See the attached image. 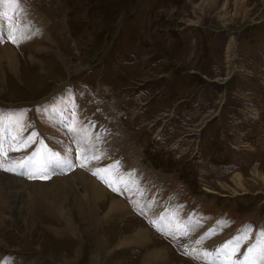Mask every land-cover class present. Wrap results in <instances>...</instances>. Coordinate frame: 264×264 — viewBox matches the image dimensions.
<instances>
[{"label":"rangeland","instance_id":"obj_1","mask_svg":"<svg viewBox=\"0 0 264 264\" xmlns=\"http://www.w3.org/2000/svg\"><path fill=\"white\" fill-rule=\"evenodd\" d=\"M75 134L92 143L87 167L111 144L124 160L129 149V166L168 181L169 199L118 216L109 196L75 206L71 188L50 213L51 176L85 172ZM72 146L79 165L67 176L30 174L31 160L40 168L50 148L65 159ZM0 164L15 169L0 168V264H238L253 240L248 264H264V0H0ZM178 189L191 199L183 206L215 213L200 243L163 228ZM226 244L220 258L194 250Z\"/></svg>","mask_w":264,"mask_h":264},{"label":"crops","instance_id":"obj_2","mask_svg":"<svg viewBox=\"0 0 264 264\" xmlns=\"http://www.w3.org/2000/svg\"><path fill=\"white\" fill-rule=\"evenodd\" d=\"M72 97L75 98L74 96H72ZM74 109L75 108L73 107L71 111L75 115ZM57 116H59V115H57ZM62 117L63 116L58 117L59 120L56 122V124H58L59 122L60 123L62 122V124H63ZM82 118L80 116H77L78 121L83 122V124H84L83 126H85V127L80 128V130H82L80 132H84L83 130L86 131V127H87L86 124L88 123L87 120L84 122ZM75 121L78 122L77 120H75V117H70L67 119V122L65 124L67 126V131L69 130V128L74 129V128H71L73 126L77 127L75 124ZM60 127H64V126H60ZM88 128L91 129V131H92L91 133L93 135L94 134H95V136L100 135L99 130L94 129L92 127H88ZM84 137L85 136L82 135V140H81V135L75 134V137H74V140H75L74 145L76 148H77V144L79 143L77 149L80 152L79 155H80V158H82V163L86 162L83 158L87 157L85 153L83 154V150H86L87 155L89 154V156L87 157V161H89L91 159V156L93 154L92 153V150H93L92 143H90V142L86 143L85 141H83ZM98 138H100V136H98ZM101 141L103 142V139H101ZM75 147L72 146V149ZM76 148H75V150H73V153H72V151L66 152V153H68L69 156H67V154L65 153V157H66L65 159L61 155L57 154L56 150L50 148V151H53L52 156L54 159H63L65 161V162L64 161L62 162L63 173H60L63 176H67L71 171L74 170V168H77L79 165L78 164L79 157H78V152H77ZM109 148H110V151L106 150L107 154H106L105 158L98 163V165L101 164V166L95 170L92 169V167L95 165V162H97L96 160H94V164L91 165L92 167H85L84 173H86L89 177L92 178V176L89 174L88 171H92V170L96 171L99 169H110L111 170L110 176L112 178L115 173L120 174L121 172H119V171H122L123 174H125V175L123 177L119 176V178H122L121 181H119L118 179L114 180L115 186L118 187L120 189V191H118V192L113 191L112 188H110L107 183L104 184V182L102 184H100V186L102 185L107 190H109L111 193L116 194L117 197L120 198V199H118V198H116V199L121 200L125 204L127 209H131L132 207H137L140 210H142V209H145L148 211L149 210L150 211L156 210L155 212H157V210L160 208V204L169 199V198L167 199V197L165 196L166 195V193H165L166 187H167V185H169L168 181H166V183H165V180L163 178H161L162 180H160L159 178L156 179V177H157L156 175H155L156 176L155 177V176H153V174L145 172L144 168L141 167L140 165H138V163H137L136 167L134 165L130 167L127 161H132L129 158V156H132L134 153L131 152L129 149L127 150L130 152L129 156H128L129 160H124L123 156L120 154L119 149H116V147L112 144L109 146ZM54 152H56V153H54ZM108 153H109V156H108ZM72 157H73V162L71 163V167L68 169V165H66L65 163L70 162ZM111 161L112 162L114 161V162L111 163ZM130 163L135 164V161H132ZM49 171L50 170H47V173L52 175L53 171H50V173H49ZM53 177L54 176H51L50 181L52 180ZM98 179H100V178H98ZM96 183H98V182L96 181ZM162 184H164V186ZM171 190H173V189H171ZM178 192H180L181 194H180V196H177L176 201H173L171 199L172 204L171 203H170V205L167 204L169 209L167 211H165V214H166V217L169 219H168V223L165 224L167 226H164L163 228L168 229V235H170L173 238H174V236H176L177 241H179V242H181L182 240H186V241L193 240L196 243H200L201 241L205 240L206 235H208V231L210 229L213 232V227H211L208 224L201 227L202 222H206L204 216H209L212 220L214 218L213 216H215L214 215L215 213L212 216L210 214L211 212L206 214V213H204L205 211L201 210V209H197V210L196 209H192V210L188 209L189 207L183 206V205H187L191 201V199L187 197V191L182 190V189H178L177 193ZM111 196L113 197V195H111ZM169 197L172 198L173 196L169 195ZM174 204L181 205L180 207L182 208V212L180 215V220L182 223L187 224V225L188 224L200 225V227L198 228V230L194 234H188L186 232L185 228L187 225H185V227H182V230H180L181 227L179 226V223L176 222L177 221L176 212L174 211V209L172 207ZM196 205H197V203H196ZM195 207H197V206H195ZM197 208H199V207H197ZM185 212L187 213L186 216H185ZM172 216H173V218L171 219L170 217H172ZM251 222H253V220ZM169 225H173V227H169ZM214 229L216 230V227H214ZM212 232H210V233L212 234ZM189 239H191V240H189ZM174 240H175V238H174ZM255 241L256 240L249 241L242 248H240V252L238 254H235V256L238 257V264H242V263L248 264V257L250 254V248H251L252 243H254ZM194 250H195V252L199 253L204 259H212V258H220L221 256H223L227 252L228 247L227 248L224 247L221 250L220 245L216 246L214 249H213V247L209 246V250H207L205 248L200 249L199 245H197V247H195ZM230 264H232V263L230 262Z\"/></svg>","mask_w":264,"mask_h":264},{"label":"bare ground","instance_id":"obj_3","mask_svg":"<svg viewBox=\"0 0 264 264\" xmlns=\"http://www.w3.org/2000/svg\"><path fill=\"white\" fill-rule=\"evenodd\" d=\"M7 50H9V49H7ZM55 146L57 148L61 147L60 144H55ZM84 153L86 154L87 157L89 156V154L87 155L86 150H83V154ZM91 165H92V163L90 164V167H92ZM73 177H74V179H72ZM50 182L53 183V185H54L53 189L55 191H58V192H54L52 194L53 200L46 203L48 205L47 208L51 209L50 213L53 212V210L57 211V210H60V208H62V207H58V202L56 201L57 200L56 198L60 199V197H63V196L65 197V195L67 194V192H65V191H67V189L70 190L71 188L75 191V206H80L83 204L86 208H93L94 203L98 202L97 200H99V199L105 200L106 197L109 196L110 201L112 203L109 204L108 206H109L110 210L114 211V214H117L119 216L120 213H122V212L125 213L127 210V207L125 206V204L121 200H118V199L112 197L111 195H109V193L105 189H103L100 186V184L96 183V181H94L91 177H89L86 173H84V171L83 172L82 171L76 172L74 176H71V177L66 178V179L65 178H63L61 180L52 179V181H50ZM11 183H13V182H11ZM14 183L15 184L19 183V184L23 185L24 182L22 183L19 181H14ZM78 186H80V187H78ZM7 187H8V185H7ZM36 188H37V191L35 193V196L37 195V199H38V201H40L39 186L35 187V190H36ZM2 197H3V189L0 186V201L2 200ZM100 202H101V200H100ZM98 214H97V216H98ZM146 233H147V231L145 229H143V230L140 229V232L138 233L139 238L141 240H145L147 238ZM133 239H134V241L136 240V235ZM136 242H137V240H136ZM160 253H163V252H160ZM161 255L162 254H159V255H156L155 257L150 256L149 259L150 260H160L161 258H159V257Z\"/></svg>","mask_w":264,"mask_h":264},{"label":"snow or ice","instance_id":"obj_4","mask_svg":"<svg viewBox=\"0 0 264 264\" xmlns=\"http://www.w3.org/2000/svg\"><path fill=\"white\" fill-rule=\"evenodd\" d=\"M12 42L13 43L17 42L15 37L12 38ZM83 159L85 161H87V157H84ZM93 159H99V157H93ZM80 167H87V162L81 163ZM0 168H3V170L6 171V172H14L15 171V169L10 168V167H5L2 164H0ZM110 172H111L110 169H99V170L93 171L92 174L95 175V176H98V178H100L103 182L107 183L108 186L110 188H112L113 191H117L118 192V191H120V189L115 186V181H113L111 179ZM18 174H22V173H18ZM30 178H32V177H30ZM153 223H155V222H153ZM224 247L227 248L228 245L226 244Z\"/></svg>","mask_w":264,"mask_h":264},{"label":"water","instance_id":"obj_5","mask_svg":"<svg viewBox=\"0 0 264 264\" xmlns=\"http://www.w3.org/2000/svg\"><path fill=\"white\" fill-rule=\"evenodd\" d=\"M160 130H161V129H160ZM160 130H159V131H160Z\"/></svg>","mask_w":264,"mask_h":264}]
</instances>
